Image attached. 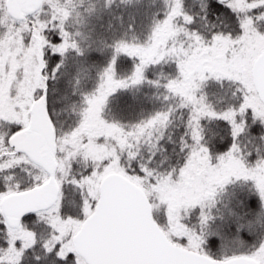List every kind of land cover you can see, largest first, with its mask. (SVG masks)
<instances>
[{
    "label": "snow or ice",
    "instance_id": "6c2138e0",
    "mask_svg": "<svg viewBox=\"0 0 264 264\" xmlns=\"http://www.w3.org/2000/svg\"><path fill=\"white\" fill-rule=\"evenodd\" d=\"M0 264H264V0H0Z\"/></svg>",
    "mask_w": 264,
    "mask_h": 264
}]
</instances>
